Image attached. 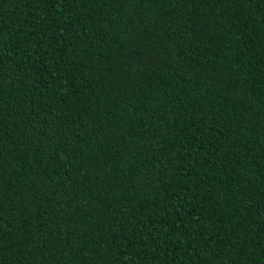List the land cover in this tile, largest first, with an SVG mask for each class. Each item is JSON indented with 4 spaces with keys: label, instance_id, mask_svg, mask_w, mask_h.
<instances>
[{
    "label": "trees",
    "instance_id": "trees-1",
    "mask_svg": "<svg viewBox=\"0 0 264 264\" xmlns=\"http://www.w3.org/2000/svg\"><path fill=\"white\" fill-rule=\"evenodd\" d=\"M0 264H264V0H0Z\"/></svg>",
    "mask_w": 264,
    "mask_h": 264
}]
</instances>
